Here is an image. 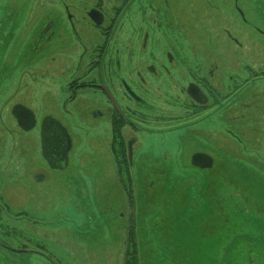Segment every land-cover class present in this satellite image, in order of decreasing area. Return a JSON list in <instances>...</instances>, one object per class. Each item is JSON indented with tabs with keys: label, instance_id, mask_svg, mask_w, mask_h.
<instances>
[{
	"label": "rangeland",
	"instance_id": "obj_1",
	"mask_svg": "<svg viewBox=\"0 0 264 264\" xmlns=\"http://www.w3.org/2000/svg\"><path fill=\"white\" fill-rule=\"evenodd\" d=\"M190 1L191 12L197 11L190 13L193 34H199V10L209 19L205 54L218 67L222 91L246 80L250 85L238 92L236 121L222 113L219 121L202 124V138L141 132L145 153L138 161L146 166L132 170L136 182L128 198L116 180L109 125L79 116L67 101L68 14L81 0H0V199L11 212L51 221L47 227L27 220L17 225L43 229L61 264H124L132 225L139 264H264V0ZM48 21H55L56 35L34 53L32 44ZM118 48L117 42L112 54ZM174 70L181 81L179 64ZM163 102H154L158 110L142 109L172 113ZM17 106L33 114V127L20 124ZM47 117L71 137L66 169L51 168L43 154ZM199 140L215 158L213 169L187 163L186 148Z\"/></svg>",
	"mask_w": 264,
	"mask_h": 264
},
{
	"label": "flooded vegetation",
	"instance_id": "obj_2",
	"mask_svg": "<svg viewBox=\"0 0 264 264\" xmlns=\"http://www.w3.org/2000/svg\"><path fill=\"white\" fill-rule=\"evenodd\" d=\"M91 1L81 0L80 7L68 14L73 44L70 42L67 101L74 105L79 116L109 125L112 132L109 150L115 155L116 180L122 187L126 183L133 186L136 179L132 170L146 166L138 161L145 153L141 151V132L153 128L159 133L175 131L173 134L185 133L184 137L187 134L185 139L190 141L188 136L202 138L205 134L202 124L211 123L213 118L219 121L222 113L234 123L238 92L249 86L250 80L240 87L235 85L222 91L218 67L205 54L203 36L209 26L204 22L209 19L199 10L198 18H194L198 21L199 34H193L190 13L197 11L194 8L191 12L190 0ZM104 4L108 5L104 7ZM208 4L217 9L210 1ZM55 27V21H48L39 29L32 44L34 53L41 49L42 43L55 37ZM117 42L119 48L112 54ZM93 52H96L95 58ZM178 64L181 81L174 76ZM255 78L261 79L257 75ZM94 96H100L101 100ZM89 101L91 104H87ZM157 101L170 105L166 110H173L172 113L163 112V108L160 114L152 115L142 109L147 105L151 110L157 108L154 103ZM14 113L31 116L22 106H17ZM227 133L231 141L237 140L232 131ZM200 143L203 144L200 140L194 141L186 148L187 163L200 171L213 169L215 158ZM71 148L72 140L64 125L47 117L42 149L48 165L56 170L66 169ZM22 220L43 227L52 224L44 219L35 220L27 213L11 212L0 199V264H61L47 246L43 229L29 230L17 225ZM125 238L127 242L126 234Z\"/></svg>",
	"mask_w": 264,
	"mask_h": 264
},
{
	"label": "trees",
	"instance_id": "obj_3",
	"mask_svg": "<svg viewBox=\"0 0 264 264\" xmlns=\"http://www.w3.org/2000/svg\"><path fill=\"white\" fill-rule=\"evenodd\" d=\"M131 184H124V189L126 194L129 197H132V188ZM124 264H139L138 260V251H137V240L134 226H130V229L127 234V242H126V253Z\"/></svg>",
	"mask_w": 264,
	"mask_h": 264
},
{
	"label": "water",
	"instance_id": "obj_4",
	"mask_svg": "<svg viewBox=\"0 0 264 264\" xmlns=\"http://www.w3.org/2000/svg\"><path fill=\"white\" fill-rule=\"evenodd\" d=\"M91 17L95 18V15L92 12H91ZM97 22L100 23V21H97ZM16 117L18 118L20 124L26 129H29V128L33 127L34 124H35L34 116H33L32 113H31V116H27V115L21 114V116L20 115H16Z\"/></svg>",
	"mask_w": 264,
	"mask_h": 264
}]
</instances>
